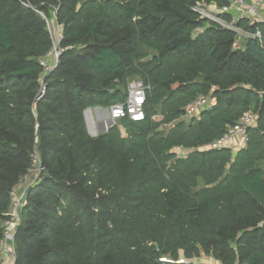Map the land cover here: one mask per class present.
Returning a JSON list of instances; mask_svg holds the SVG:
<instances>
[{
    "label": "trees",
    "instance_id": "trees-1",
    "mask_svg": "<svg viewBox=\"0 0 264 264\" xmlns=\"http://www.w3.org/2000/svg\"><path fill=\"white\" fill-rule=\"evenodd\" d=\"M198 1L0 0V239L33 156L42 168L15 264H264V23L239 21L261 36L238 46ZM53 10L66 49L37 100L52 46L39 12ZM132 79L148 86L145 118L89 135L83 111L123 100ZM198 95L212 106L182 120ZM248 111L236 152L209 147Z\"/></svg>",
    "mask_w": 264,
    "mask_h": 264
},
{
    "label": "built area",
    "instance_id": "built-area-1",
    "mask_svg": "<svg viewBox=\"0 0 264 264\" xmlns=\"http://www.w3.org/2000/svg\"><path fill=\"white\" fill-rule=\"evenodd\" d=\"M193 11L205 20L208 25H215L222 29H227L235 34V43L238 46L250 38H260L261 32L258 27L254 31L249 30L239 24L244 20L248 25L253 23H264V0H201L193 7ZM54 14H50L47 18L44 13L39 14L46 20L47 30L50 34L52 46L44 57L40 59L42 73L39 78L40 87L38 90L37 100L45 93L46 86L44 84V75L49 73L59 63V59L63 51L66 49L61 45L63 39L62 25L56 19ZM147 85L141 80H130L126 87L123 100L115 102L108 107V121L112 124L121 118L127 117L132 121H141L145 118L143 105L145 103ZM213 104V99L198 95L190 103L185 106L182 120H190L198 117L204 109H209ZM255 120V114L248 111L241 115L235 125L229 126L226 132L217 140L210 143L209 147L217 148L228 145L234 140L246 139V128L252 125ZM33 168L24 179L14 187L11 191L12 203L6 219L2 222L3 234L0 239V264H15V243L14 236L20 222L19 211L25 203V195L27 187L37 178L42 169L37 163V156H33ZM34 173V174H33ZM33 174V180L29 179V175ZM29 183V184H28ZM162 262L171 261L166 257H161ZM178 263L185 262L183 258L176 260ZM233 264H242L234 262Z\"/></svg>",
    "mask_w": 264,
    "mask_h": 264
},
{
    "label": "crops",
    "instance_id": "crops-1",
    "mask_svg": "<svg viewBox=\"0 0 264 264\" xmlns=\"http://www.w3.org/2000/svg\"><path fill=\"white\" fill-rule=\"evenodd\" d=\"M87 133L91 136H96L104 131L106 122L108 121V107L91 106L83 111ZM106 126V127H105Z\"/></svg>",
    "mask_w": 264,
    "mask_h": 264
},
{
    "label": "rangeland",
    "instance_id": "rangeland-1",
    "mask_svg": "<svg viewBox=\"0 0 264 264\" xmlns=\"http://www.w3.org/2000/svg\"><path fill=\"white\" fill-rule=\"evenodd\" d=\"M51 14H54V12H50ZM243 44V43H242ZM241 44V45H242ZM133 80V79H132ZM184 121H188V120H184ZM106 127V126H105ZM109 128V127H108ZM108 128H105V130L104 131H102V132H105ZM164 128V130H166L167 129V127L165 126V127H163ZM102 132H100V133H102ZM123 134H124V132H123ZM244 144V142L242 141V140H234V141H232L231 143H229L228 145H232V147H231V149H232V151L233 152H236L242 145ZM175 151L178 153V154H183V153H186L187 151L185 150V149H183V148H178V149H175ZM34 174V173H33ZM33 174H31V175H29V179H31V180H33L34 179V175ZM29 184V183H28ZM181 258H183V257H181ZM180 259V258H179ZM184 259V258H183ZM198 262H201V263H204V264H220V263H217L216 261H214L210 256H208V255H205V254H203V255H201L200 256V258L197 260Z\"/></svg>",
    "mask_w": 264,
    "mask_h": 264
},
{
    "label": "water",
    "instance_id": "water-1",
    "mask_svg": "<svg viewBox=\"0 0 264 264\" xmlns=\"http://www.w3.org/2000/svg\"><path fill=\"white\" fill-rule=\"evenodd\" d=\"M111 125H112V122H111V121H107V122H106V126H107V128L110 127Z\"/></svg>",
    "mask_w": 264,
    "mask_h": 264
}]
</instances>
